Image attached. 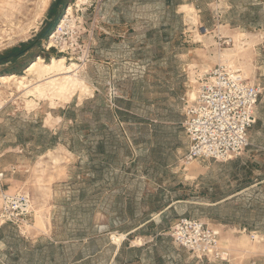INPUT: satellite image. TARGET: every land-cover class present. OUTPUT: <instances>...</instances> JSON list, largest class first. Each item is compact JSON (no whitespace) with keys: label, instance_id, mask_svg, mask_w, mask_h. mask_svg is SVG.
<instances>
[{"label":"rangeland","instance_id":"1","mask_svg":"<svg viewBox=\"0 0 264 264\" xmlns=\"http://www.w3.org/2000/svg\"><path fill=\"white\" fill-rule=\"evenodd\" d=\"M164 1L0 0V76L65 57L81 79L64 93L0 83L4 190L33 203L0 231V264H264V0L251 16L235 0ZM218 65L262 88L249 146L184 165V106ZM181 218L218 234L226 259L179 245Z\"/></svg>","mask_w":264,"mask_h":264},{"label":"built area","instance_id":"2","mask_svg":"<svg viewBox=\"0 0 264 264\" xmlns=\"http://www.w3.org/2000/svg\"><path fill=\"white\" fill-rule=\"evenodd\" d=\"M262 95L259 84L250 83L240 71L218 65L198 80L193 99L186 102L182 123L189 141L184 165L198 160L232 161L249 146V132L257 122ZM6 172L0 171V182ZM0 226L27 225L33 217V203L24 193L0 191ZM172 237L198 258L225 260L218 234L202 221L181 218Z\"/></svg>","mask_w":264,"mask_h":264},{"label":"bare ground","instance_id":"3","mask_svg":"<svg viewBox=\"0 0 264 264\" xmlns=\"http://www.w3.org/2000/svg\"><path fill=\"white\" fill-rule=\"evenodd\" d=\"M46 0H44L45 3ZM71 12L69 7L68 13ZM5 17L8 14L4 15ZM66 17H63L60 21L59 27L63 28L65 25ZM33 24V23H32ZM8 31V30H7ZM8 34V33H7ZM57 31L53 33L50 38V44L52 45L53 40L57 35ZM49 44V45H50ZM66 58L52 57L50 62H46L42 57H38L32 61L29 66L25 69L24 75L19 76L17 74H5L0 76V83L3 86L11 85L15 82V88L21 93H32L33 89L41 92V90L49 89L51 87L56 89L57 92H68L75 90L79 82H81L78 76L80 66L76 63L71 65L66 64ZM65 78L63 82L56 85V81L59 78ZM36 80V83H32ZM13 84V83H12ZM35 86V87H33Z\"/></svg>","mask_w":264,"mask_h":264},{"label":"crops","instance_id":"4","mask_svg":"<svg viewBox=\"0 0 264 264\" xmlns=\"http://www.w3.org/2000/svg\"><path fill=\"white\" fill-rule=\"evenodd\" d=\"M235 1L237 2V4L239 3V5L236 6V9H237L236 12L238 13L239 16L240 15H244V16L250 15L251 16L252 10L257 9L260 6L263 5V3L261 1L258 2L257 0H244V1L243 0H235ZM195 2L196 1H192V0H165L164 1V5L168 9H177L180 12L179 8H182V7H185V6H189V5L192 6L195 10H197L198 7H197ZM155 7H157V3L155 4ZM235 21L238 22V21H240V19H237ZM202 74L203 73H201V74H199L197 76L196 84H198L199 77ZM120 114H122V113H120ZM182 117H184V116L182 115ZM53 119H54V117H53ZM60 120H61V118H60ZM173 124H176V123H173ZM4 171H6V170H4ZM9 177H10L9 173H7L5 175V179L0 182V191L4 190V187H6V185H7L6 182L10 180ZM3 226H5V225L0 226V231H3L5 229V227H3ZM0 245H3V246L7 245L6 236H1L0 237Z\"/></svg>","mask_w":264,"mask_h":264},{"label":"trees","instance_id":"5","mask_svg":"<svg viewBox=\"0 0 264 264\" xmlns=\"http://www.w3.org/2000/svg\"><path fill=\"white\" fill-rule=\"evenodd\" d=\"M54 28H55V25L51 27V29L47 32V35H46V36H48V34H49Z\"/></svg>","mask_w":264,"mask_h":264},{"label":"water","instance_id":"6","mask_svg":"<svg viewBox=\"0 0 264 264\" xmlns=\"http://www.w3.org/2000/svg\"><path fill=\"white\" fill-rule=\"evenodd\" d=\"M60 17H61V15H60ZM60 17L58 18V20L60 19ZM58 20H57V21H58Z\"/></svg>","mask_w":264,"mask_h":264}]
</instances>
